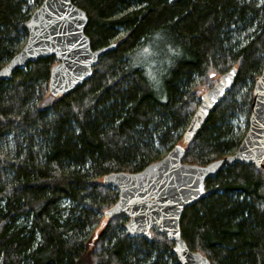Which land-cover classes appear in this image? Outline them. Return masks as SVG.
<instances>
[{
	"label": "trees",
	"instance_id": "1",
	"mask_svg": "<svg viewBox=\"0 0 264 264\" xmlns=\"http://www.w3.org/2000/svg\"><path fill=\"white\" fill-rule=\"evenodd\" d=\"M43 0H0V69L24 45ZM92 49L116 43L90 78L53 98L46 57L0 80V264H177L151 230L131 237L101 179L141 171L182 143L195 86L237 69L182 162L232 154L264 65V0H71ZM186 246L211 264H264V173L223 164L180 219Z\"/></svg>",
	"mask_w": 264,
	"mask_h": 264
},
{
	"label": "water",
	"instance_id": "2",
	"mask_svg": "<svg viewBox=\"0 0 264 264\" xmlns=\"http://www.w3.org/2000/svg\"><path fill=\"white\" fill-rule=\"evenodd\" d=\"M85 13L71 0H43L25 24L24 45L1 69L0 80H8L29 63L54 57L48 92L53 98L67 95L92 75L98 60L112 51L116 43L92 49L84 33ZM237 69L231 68L202 93L199 103L182 134V143L141 171L112 172L104 175V186L117 190L116 201L103 212L108 220L127 217L123 228L131 237L151 239V230L173 243L177 264H211L201 253L190 250L180 235L184 209L205 196V182L223 164L253 165L264 173V65L252 88L248 127L237 149L230 155L204 166L182 162L185 146L192 142L206 123L211 111L233 86Z\"/></svg>",
	"mask_w": 264,
	"mask_h": 264
},
{
	"label": "rangeland",
	"instance_id": "3",
	"mask_svg": "<svg viewBox=\"0 0 264 264\" xmlns=\"http://www.w3.org/2000/svg\"><path fill=\"white\" fill-rule=\"evenodd\" d=\"M218 78V77H217ZM216 77L214 78V81H216L217 79ZM195 91L197 92L198 96H200L202 93H204L205 91H207V88H205V86L203 85H196L195 86ZM237 126L239 128L240 133L242 134V136L244 135V133L247 130L248 127V117H241L239 119V121L237 122Z\"/></svg>",
	"mask_w": 264,
	"mask_h": 264
}]
</instances>
